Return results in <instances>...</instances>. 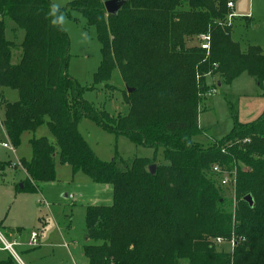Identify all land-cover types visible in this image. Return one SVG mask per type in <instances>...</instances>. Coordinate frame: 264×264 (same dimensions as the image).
Returning <instances> with one entry per match:
<instances>
[{"label":"trees","instance_id":"obj_1","mask_svg":"<svg viewBox=\"0 0 264 264\" xmlns=\"http://www.w3.org/2000/svg\"><path fill=\"white\" fill-rule=\"evenodd\" d=\"M103 1L71 0L57 7L50 0H0L3 133L15 147L23 132L47 118L54 137V142L29 139L30 159L13 164L24 174L14 191L36 192L40 183L54 181L56 155L73 173L111 186L110 204L85 207L86 264H264V110L246 122L232 114L230 131L213 144L191 139L201 131L199 104L218 82L230 84L243 73L259 87L264 81V53L255 44L241 48L226 23L232 10L227 2L236 0H125L117 14H106ZM70 10L95 28L100 60L93 83L113 88L107 80L117 68L129 106L125 115L93 106L68 74L69 38L59 18ZM5 19L13 23L14 35L22 31L20 42L6 37ZM206 33L207 51L199 46V35ZM193 37L196 44L186 46ZM215 75L220 78L209 84ZM6 88L17 99H6ZM82 117L136 145L160 147L168 162L99 160L77 128ZM229 141H238L239 151L225 150ZM233 161L243 164L235 166L234 217L224 209L211 171L215 163L230 169ZM232 233L230 255L216 247L215 238L228 240Z\"/></svg>","mask_w":264,"mask_h":264},{"label":"rangeland","instance_id":"obj_2","mask_svg":"<svg viewBox=\"0 0 264 264\" xmlns=\"http://www.w3.org/2000/svg\"><path fill=\"white\" fill-rule=\"evenodd\" d=\"M50 1L57 7H64L71 0ZM249 10H253V13H250L252 18H245ZM235 12L239 13V16L231 17L226 22L231 26L232 38L240 43L241 48L247 44H255L264 53V0H236ZM59 19L69 38L67 72L83 86V98L112 116L125 115L129 106L123 100L120 91L123 88V82L117 68L112 69L107 80L113 88L105 83H93V73L100 60V44L94 26L86 24L82 14L73 10L61 14ZM12 27L13 23L5 19L6 37L20 42L22 31H17L14 35ZM195 44L196 37H193L187 41L186 46L191 47ZM12 60L16 61L15 57ZM217 78L220 77L215 75L209 78V84ZM263 92L264 81L259 87L246 73L239 75L230 84L224 82L216 84L214 91L206 93L199 104L198 126L201 131L193 134L191 139L204 146L213 144L230 131L233 121L232 114L240 122L254 119L264 110ZM3 93L10 101L17 99L15 90L6 88ZM1 118L2 110L0 109ZM46 121L47 118L34 131L23 132L19 144L15 147L6 140L0 125V139L7 141L10 145V148H0V160H10L12 164L10 167L5 164L0 165L1 170L5 172L3 179L7 181V184H0L1 216L5 215L3 218L5 224L7 222L12 225H23L19 231L20 237H18L20 242L23 241L22 243L28 241L32 231L38 234V238L36 236L35 243H33L38 246L30 249L28 256L19 252L18 247L14 246L13 249L19 261L16 257H12L13 261L10 260L6 264H66L71 260L76 264H83L85 260L82 257V250L83 243L86 241H83L82 232L85 226L86 204L91 202L108 205L112 202L109 184L95 183L81 172L73 173L70 166L59 162L57 155L55 156V180L53 182L43 184L40 192L16 193L14 191L11 177L19 173L20 168L13 164L18 163V159L23 157L30 159L29 139L33 136H45L49 141L54 142ZM77 128L99 160L110 161L114 156L123 159L155 157L153 162L149 160V164L160 165L168 162L163 158L160 147L154 150L136 145L127 136L105 131L86 117L80 119ZM225 146V150L231 146H235L237 150L241 148L238 141H229ZM232 163L230 169L237 164L240 168L243 167L240 161L237 164L234 161ZM224 168L229 169L228 165ZM212 179L216 183L217 177L213 175ZM39 185L41 186V183ZM219 193L225 199L224 209L231 211L234 217V186H221ZM3 236L7 242L11 241L6 234L3 233ZM90 242L94 243V241H88ZM216 247L230 255L233 252V248L226 242L216 244ZM39 255L42 258H39ZM32 258H34L33 261L30 260ZM0 260H8L7 252H0ZM178 264H186V261L180 260Z\"/></svg>","mask_w":264,"mask_h":264},{"label":"crops","instance_id":"obj_3","mask_svg":"<svg viewBox=\"0 0 264 264\" xmlns=\"http://www.w3.org/2000/svg\"><path fill=\"white\" fill-rule=\"evenodd\" d=\"M250 1V0H249ZM236 2V1H235ZM252 11V12H251ZM249 10L247 13H246V15H245V18H252L251 17V15H250V13L252 14L253 13V10ZM232 12L234 13V15L235 16H239V13H236L235 12V3H234V5H233V7H232ZM250 15V16H249ZM219 83V82H218ZM220 84V83H219ZM262 106H263V104H262ZM260 112V111H259ZM255 118V117H254ZM34 137V136H33ZM24 158V157H23ZM19 160V159H18ZM0 161H3V160H0ZM6 161V160H5ZM5 174V172H3L1 169H0V184H2V183H5V184H7V181H5L4 179H3V175ZM23 175L24 174H22V172H21V170L19 171V173H17V174H14L12 177H11V179H12V181H11V184H12V186H13V184L14 183H17V184H19L20 183V178H22L23 177ZM51 182H53V181H51ZM51 182H43V183H41V186L39 185L38 186V188H37V191L38 192H40V190H41V188H42V185L43 184H45V183H51ZM14 189V188H13ZM36 191V192H37ZM17 193V192H16ZM88 204H92L91 202H89ZM87 205V204H86ZM3 218H5V215H3V216H1V210H0V252H2V251H5V252H7V255H8V260H7V263H9L10 262V260H12L13 261V258L12 257H16L17 259H18V256H17V254L15 253V251H14V249H13V247L14 246H17L18 247V250H19V252H21V253H23L24 255H26V256H28L29 254H30V252H28V251H30V249H33L34 247H37L38 245H31L29 242H30V240H29V238H28V241L26 242V243H22L23 241H21L20 242V240L18 239V237H20L19 236V231L23 228V225L21 226V225H12V224H7V222H6V224L4 223V221H5V219L3 220ZM13 231H17L16 233L15 232H13ZM4 234H6V237L8 236V238H10L11 239V241L9 242V243H12V249L11 250H8V249H4V248H2L3 246H2V242H1V239L2 240H4V241H6L5 240V238H4V236H3V233ZM33 232V231H32ZM37 234V233H36ZM82 234H84V230H83V232H82ZM37 236V238H38V234L36 235ZM83 241L85 242L86 240H85V238H84V235H83ZM7 242V241H6ZM83 245H84V243H83ZM35 252H38V250H34ZM39 258H42V256L41 255H39L38 256ZM82 257L84 258V263L83 264H86L87 263V259L83 256V254H82ZM30 260H34V258H32V259H30ZM1 261V260H0ZM18 261H19V259H18ZM22 263V262H21ZM23 264V263H22ZM66 264H76L74 261H68Z\"/></svg>","mask_w":264,"mask_h":264},{"label":"built area","instance_id":"obj_4","mask_svg":"<svg viewBox=\"0 0 264 264\" xmlns=\"http://www.w3.org/2000/svg\"><path fill=\"white\" fill-rule=\"evenodd\" d=\"M227 7L232 8L233 3L227 2ZM234 16L235 15L233 12L229 13L227 15L226 22L229 21L231 19V17H234ZM209 39H210V37H209L208 33L201 34L199 36V40H200L199 46L201 49H205L206 51L209 49ZM212 91H214V88H211L208 92L210 93ZM6 140H8V139H6ZM0 148H3V149L10 148V145L7 143V141H1V139H0ZM211 171L217 177V182H218L219 186L226 187L228 185H232V186L235 185V177H236L235 167L233 169H227V168H224V165H220V164L215 163L211 166ZM35 238H36V233L32 232L30 234V242H29L31 245H33V243H35ZM234 241H235V238H234L233 233L231 234V237L228 240L222 239L220 237L215 238L216 244H221V243L226 242L231 247L233 246ZM1 242H2V246H3L2 248L8 249V250L12 249L11 248L12 243L6 242L2 239H1Z\"/></svg>","mask_w":264,"mask_h":264},{"label":"water","instance_id":"obj_5","mask_svg":"<svg viewBox=\"0 0 264 264\" xmlns=\"http://www.w3.org/2000/svg\"><path fill=\"white\" fill-rule=\"evenodd\" d=\"M125 0H104L103 1V6L106 14H117L121 6ZM219 85V83H218ZM127 91H131L130 88H126ZM148 171L150 174H154L155 171V164H151L148 166ZM19 187H21V183H19ZM244 200L249 204L252 205V198L250 195L244 196Z\"/></svg>","mask_w":264,"mask_h":264}]
</instances>
